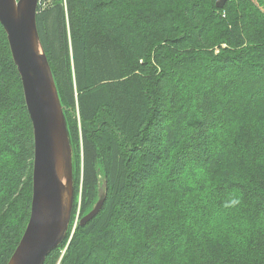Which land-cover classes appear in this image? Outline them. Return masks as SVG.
<instances>
[{
    "label": "trees",
    "instance_id": "1",
    "mask_svg": "<svg viewBox=\"0 0 264 264\" xmlns=\"http://www.w3.org/2000/svg\"><path fill=\"white\" fill-rule=\"evenodd\" d=\"M36 27L74 180L43 264H264V0H40ZM33 156L0 24V264L29 218Z\"/></svg>",
    "mask_w": 264,
    "mask_h": 264
},
{
    "label": "water",
    "instance_id": "2",
    "mask_svg": "<svg viewBox=\"0 0 264 264\" xmlns=\"http://www.w3.org/2000/svg\"><path fill=\"white\" fill-rule=\"evenodd\" d=\"M225 1L215 3L221 7ZM37 7L38 0H0V24L20 75L34 141L29 218L6 264H43L65 238L73 211V153L63 107L36 27ZM103 202L99 198L79 224L96 216Z\"/></svg>",
    "mask_w": 264,
    "mask_h": 264
},
{
    "label": "clouds",
    "instance_id": "3",
    "mask_svg": "<svg viewBox=\"0 0 264 264\" xmlns=\"http://www.w3.org/2000/svg\"><path fill=\"white\" fill-rule=\"evenodd\" d=\"M198 178V176L196 174L193 175V181H195ZM234 204H241L242 200L241 199H236L233 201ZM226 227L230 230V231H244L248 228L251 227V221H249L247 218L245 217H241L237 220H234L233 222H231L230 224L226 225Z\"/></svg>",
    "mask_w": 264,
    "mask_h": 264
},
{
    "label": "rangeland",
    "instance_id": "4",
    "mask_svg": "<svg viewBox=\"0 0 264 264\" xmlns=\"http://www.w3.org/2000/svg\"><path fill=\"white\" fill-rule=\"evenodd\" d=\"M166 138V137H165ZM162 145V144H160ZM77 197H76V213H75V222L77 221V216H78V213H79V204H80V199H81V184L79 183V186H78V191H77Z\"/></svg>",
    "mask_w": 264,
    "mask_h": 264
}]
</instances>
